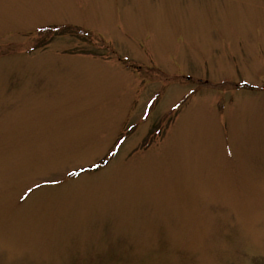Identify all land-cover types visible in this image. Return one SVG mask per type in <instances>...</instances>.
Returning <instances> with one entry per match:
<instances>
[{
	"label": "rangeland",
	"instance_id": "374dc122",
	"mask_svg": "<svg viewBox=\"0 0 264 264\" xmlns=\"http://www.w3.org/2000/svg\"><path fill=\"white\" fill-rule=\"evenodd\" d=\"M0 264H264V0H0Z\"/></svg>",
	"mask_w": 264,
	"mask_h": 264
}]
</instances>
